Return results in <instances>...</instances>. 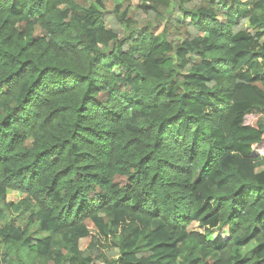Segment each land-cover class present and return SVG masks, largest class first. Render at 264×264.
<instances>
[{"label":"trees","instance_id":"trees-1","mask_svg":"<svg viewBox=\"0 0 264 264\" xmlns=\"http://www.w3.org/2000/svg\"><path fill=\"white\" fill-rule=\"evenodd\" d=\"M96 1L0 0V264H264V0Z\"/></svg>","mask_w":264,"mask_h":264},{"label":"rangeland","instance_id":"rangeland-1","mask_svg":"<svg viewBox=\"0 0 264 264\" xmlns=\"http://www.w3.org/2000/svg\"><path fill=\"white\" fill-rule=\"evenodd\" d=\"M77 2L82 7H84L86 9L87 7L90 6V4L92 2H97V1L96 0H80V1L77 0ZM139 2H142V0H132L133 7L136 6ZM100 9L102 11H104L105 16L107 18L111 17L113 15V13H112V10H113L112 1L111 0H106L103 3V6H100ZM244 13H247V10L244 11ZM79 15H83V12H79ZM263 112H264V110H263ZM255 119H256V116L250 115V116H248L246 118V121L255 123V121H256ZM253 149H254L255 153L263 154L264 153V142H262L259 145H253ZM256 172H257L258 175H261V173L263 172V167H258L256 169ZM20 197H21L20 194L17 193L16 191H8L7 194H6V199L8 201L17 202V201H19ZM203 208H204L203 203L197 204L195 206L194 210H193V215L197 214ZM88 228H89L90 234L87 237L82 238V239L79 240L80 249L81 250L85 249L87 247V245L91 241L95 240L96 241L95 242V246H96L95 249L99 250V252L102 253V255L106 256L108 254V249L111 246L110 241L105 240V238L99 233V231H97V229L90 222H88ZM190 229H197L199 231H203V227L199 226L198 223H196V222H193L191 224ZM223 229H224V231H226V227L223 228ZM223 229H218V231L223 230ZM223 235H224L223 232H222V234L215 235L213 237V240H218V239L222 238L221 236H223ZM209 255H210L209 252H206V251H204L203 254H202V256L206 257V258H208Z\"/></svg>","mask_w":264,"mask_h":264}]
</instances>
